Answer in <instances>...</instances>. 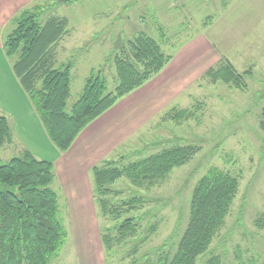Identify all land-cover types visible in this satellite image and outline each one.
Returning a JSON list of instances; mask_svg holds the SVG:
<instances>
[{
	"label": "rangeland",
	"instance_id": "1",
	"mask_svg": "<svg viewBox=\"0 0 264 264\" xmlns=\"http://www.w3.org/2000/svg\"><path fill=\"white\" fill-rule=\"evenodd\" d=\"M35 7L41 10L42 24L65 23L64 35L50 47L48 64L71 67L67 111L92 72L114 90V62L126 58L129 41L138 35L155 40L165 55L175 57L185 48L179 54L185 66L180 75L185 77L160 98L165 111L136 131L109 161L123 170L164 149L192 150L186 164L151 186H135L125 176L115 181L104 198L105 212L95 196L94 210L84 198L67 196L60 204L61 190L57 182L52 184L67 239L49 264H157L169 259L172 244L160 246L176 225L185 227L192 189L213 168L236 178L238 189L208 254L197 264L211 259L218 264H264V231L255 226L264 216V0H45ZM14 28L12 24L1 35L6 39ZM197 36L212 43L214 47L205 40L212 57L197 42L187 45ZM210 58L215 61L206 70ZM17 61L0 51V116L11 136L10 144L0 148V161L29 152L53 162L60 153L13 72ZM228 64L242 76L240 88L210 78ZM180 111L186 116L178 117ZM55 178L60 181L57 171ZM84 200L85 207L79 206ZM130 217L141 219L134 235L118 242L117 233L103 232ZM104 235H110L109 248Z\"/></svg>",
	"mask_w": 264,
	"mask_h": 264
},
{
	"label": "trees",
	"instance_id": "2",
	"mask_svg": "<svg viewBox=\"0 0 264 264\" xmlns=\"http://www.w3.org/2000/svg\"><path fill=\"white\" fill-rule=\"evenodd\" d=\"M40 15L41 10L33 7L14 18L15 28L4 40L3 50L7 58L17 56L13 72L32 102L49 141L61 153L69 149L88 124L158 74L172 56L165 55L152 38L138 35L129 41L126 58L114 62V90L109 91L101 74L92 72L79 98L67 111L71 67L53 68L48 64L50 47L64 35L65 23L50 20L42 24ZM210 78L236 88L244 85L242 76L229 64L212 73ZM184 116L186 112L180 111L178 117ZM262 118L264 123V110ZM6 141H10V130L7 120L0 116V147ZM191 155L190 148L172 147L131 163L123 170L114 162L105 161L92 169L94 196L105 212L108 202L104 198L112 191L109 186L121 177L125 176L138 187L151 186L186 164ZM53 179V162L37 160L29 152L5 163L0 161V264H49L58 256L67 232L59 215L57 194L51 188ZM237 189L236 178L215 168L208 170L192 189L185 227L180 230L176 225L160 246L163 249L172 244L173 255L157 264H197L206 256L224 224ZM139 220L124 218L103 232H115L119 236L115 241H123L135 234ZM255 226L264 231V216L256 220ZM102 241L109 248L110 235H104ZM218 262L211 259L205 264Z\"/></svg>",
	"mask_w": 264,
	"mask_h": 264
},
{
	"label": "crops",
	"instance_id": "3",
	"mask_svg": "<svg viewBox=\"0 0 264 264\" xmlns=\"http://www.w3.org/2000/svg\"><path fill=\"white\" fill-rule=\"evenodd\" d=\"M44 1L0 0V51H3L5 40V36L1 33L7 28L12 29L13 19L21 12L29 10L37 3L41 4ZM205 40L209 42L206 37L197 36L194 41H188L187 45L192 43L195 45L194 43L197 42L199 45H203L204 48H208L209 51H206L207 56H211L209 55L211 54L210 46L205 45ZM209 43L212 45L211 42ZM212 47L214 46L212 45ZM184 50L185 48L177 56H172V61L158 74L147 80L141 87L120 98L110 109L88 124L66 152L57 153V158L53 161V174L56 171L59 172L62 183L55 178L52 184L57 182L61 190L60 204L63 203V200L67 202V196L84 198L86 202L89 201V205H87L89 209L94 210L92 169L99 167L97 166L99 163L111 160L109 159L111 156L117 157L120 155L119 147H122L148 121L165 111V108L159 104L161 103L160 98H165L164 96L168 95L169 92H173L175 86L172 85L181 84L183 77H185L180 75L185 66H182L183 58L179 56L180 53L182 55ZM212 59L210 58L205 63L207 65L206 70L210 69V65L215 61H212ZM160 79H162L161 82ZM8 144H10V141ZM36 159L38 160V157ZM85 200L80 201L78 205L81 206L82 203V207H85Z\"/></svg>",
	"mask_w": 264,
	"mask_h": 264
}]
</instances>
